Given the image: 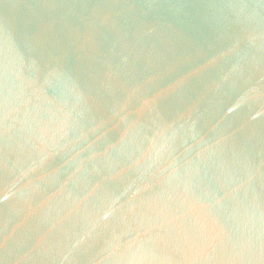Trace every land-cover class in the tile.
I'll list each match as a JSON object with an SVG mask.
<instances>
[{"label":"water","instance_id":"95a60500","mask_svg":"<svg viewBox=\"0 0 264 264\" xmlns=\"http://www.w3.org/2000/svg\"><path fill=\"white\" fill-rule=\"evenodd\" d=\"M0 264H264V0H0Z\"/></svg>","mask_w":264,"mask_h":264}]
</instances>
